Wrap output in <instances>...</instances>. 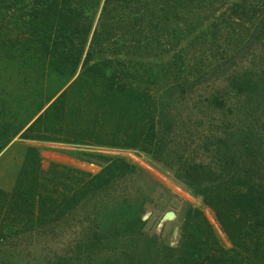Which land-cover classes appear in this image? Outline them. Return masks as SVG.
<instances>
[{
  "label": "rangeland",
  "instance_id": "obj_1",
  "mask_svg": "<svg viewBox=\"0 0 264 264\" xmlns=\"http://www.w3.org/2000/svg\"><path fill=\"white\" fill-rule=\"evenodd\" d=\"M49 1L55 3L56 9L53 8L45 18L47 25L57 22L65 26H75L78 23L80 24L79 30L83 29V33L84 29H90L87 36L83 35L81 38L84 42L81 45L82 56L77 68L63 65L55 55H45L53 63L51 68L57 64L65 67L68 73L71 72L75 76L78 74L76 83L59 102V106L62 105V101L64 107L67 106L64 108L65 122L69 121L68 115L73 117L72 110L76 112L87 109L86 101H90L93 97L96 100L94 104L98 103L99 106L109 104L111 98L112 102L114 101L122 109L125 98L123 97L125 94L123 85H130L134 90L148 86L151 93L159 97L166 85L188 84L179 104L169 114L178 121L180 126V130H177L178 133L175 135H186L184 125L194 130L191 131V138L195 140H191L190 147L196 149L200 147L199 153L193 155L196 162L208 163L213 160L212 155L215 148L206 140L209 137L214 143V137L222 138V144H220L222 147H218L222 153H227L223 148L226 146V141H224L226 132L232 133L231 130L235 132L236 128L226 129L228 126H224L222 119L227 118L231 125L239 126L238 119L244 118L245 114L236 112L235 105L237 104L233 105V102L229 101L231 98L225 99L227 93L224 90V83L226 82L223 79L221 67L227 63L230 57H234L236 52L239 55L235 57L237 60L234 58L236 63L239 62L244 66L245 62L250 61V54L240 51V47L254 30V27L251 26L258 24L259 19H262L260 15L254 17L252 23L248 22L252 17L250 19L243 18V20L234 17L229 21L225 17L226 24L230 27L224 24L222 32H219L218 38L216 37L214 41V36H211L210 24L216 22V19L228 10L230 3L242 0H229V2L228 0L226 2L223 0H203V2L201 0H110L106 4L105 0H101L100 4L97 0H78L71 4L73 13L66 14L60 12V10H67L65 0H0V80L3 89L11 85L9 90L16 91L15 95L19 92L20 96V90L24 91V88L17 84L16 79L26 74L23 67L29 65V103L35 102L45 92V84L36 79L41 68L38 59L44 56V46L38 43L41 37L33 35L40 28L36 23L43 20L34 21V25H31L32 15L44 10ZM196 1H199L200 6L195 4ZM256 1L264 8V0ZM208 4H210V8H208ZM204 5L206 10L201 8ZM41 18L44 17L40 16ZM243 23L245 28L239 26ZM248 28H250V32L245 31ZM173 32L178 34L173 36ZM179 33L183 36L177 42ZM73 41V43L79 44L81 40L74 38ZM251 44L255 48L258 42L253 41ZM210 47L211 50L213 49L212 53L206 55L205 62L203 61L201 66L196 68L195 63L201 54L200 51L208 52ZM225 49L230 51L229 56L224 54ZM176 52L185 57L183 60L185 63L193 65V70L189 72L188 77L183 72L178 74L173 66L171 59ZM261 52L259 57L264 62V49ZM250 53L252 52L250 51ZM85 60L87 65L83 67L82 64ZM228 68L231 69L230 65ZM177 77L179 78L177 79ZM9 78L15 79L16 83L10 81L5 84ZM151 78H157L156 84H149ZM53 82L55 81L52 80L50 84ZM190 83L192 84L190 85ZM52 91L51 89L50 92ZM217 92H219L218 97L224 101L223 109L220 108L221 111L217 110L212 102ZM21 98L19 97V99ZM12 107L14 108V106ZM56 107L55 104L54 108ZM2 108H4L3 105ZM51 109L45 115L48 116L45 124L41 126L42 120H39L29 131L31 138L33 137L35 141L54 142L52 141L54 137L63 139L65 143L70 144L72 142L91 143L96 140L88 132L70 129L69 123L65 129L55 130L51 123L54 118V112ZM98 109L104 112L102 117L101 114L100 117L97 116L99 126L106 127L107 133L113 129L114 123L111 121L117 120L119 127L120 124L122 127L123 124H127L126 122H130V119L123 122L125 119L123 110L110 113L105 107ZM17 113L22 115L21 111ZM95 113L97 114V111ZM126 114L128 116L131 113ZM257 118L260 119L261 115L258 114ZM62 126H65L64 123ZM141 128L147 132L148 123L143 122ZM116 133L122 134L120 131ZM117 137H112V140ZM109 139L111 140V136L106 141L108 142ZM39 143L34 144L38 150H42L40 149L42 144ZM49 147L51 146L45 149ZM263 156L264 152L261 155H254L250 158L251 160L245 158L246 167L244 166L247 173L249 174L250 171L249 175L259 181V185L262 187H264ZM34 160L29 159V165L26 167V162L23 165L18 158L13 159L0 170V264H16L17 252L21 253V256L27 261H29V256L38 253L42 262V257L63 253L67 245L74 239L79 240L87 229L85 222L87 213L81 209L84 202L80 201L74 209L68 212L71 219L64 216L54 225V233L50 234L49 231H45L36 238H29V204H21V200L29 199L30 183L35 181V183L41 184L42 187L37 184V192L44 197L52 193L55 200L61 199V189L77 193L73 186L63 183L64 177L61 176L59 179L55 175L54 169L57 167H50L47 170L50 165L43 161L42 165H45V168L42 170L41 166L37 167V162ZM147 161L151 168L149 173L154 181L146 178V175L136 174V177L130 181L125 179L113 183V191L110 192L111 198L129 193L130 197L144 199L141 218L143 225L140 227L141 238L157 239L160 247L162 246L161 253L165 254L161 255L163 262L161 264H165L167 260L171 261L177 256V254H171L168 257L164 250L165 248L176 250L182 241L187 209L201 214L211 226L221 247L230 250L232 245L218 223L214 209L204 200L203 196L195 195L175 181L171 173L165 172L152 158ZM249 163L253 165H249ZM241 172H243L242 169ZM64 174H67L68 180L69 173L64 172ZM83 191L86 190L83 188ZM91 193L86 195V192H83L80 196L91 197ZM38 210L39 204L36 205L35 212L38 213ZM88 216L90 218L92 214H88ZM197 230H201L200 227ZM69 235L72 236V239L69 238ZM102 252L105 256L107 254L108 256L116 255L112 254V251ZM7 255L10 256L7 257ZM34 258L31 257L30 260Z\"/></svg>",
  "mask_w": 264,
  "mask_h": 264
},
{
  "label": "trees",
  "instance_id": "obj_2",
  "mask_svg": "<svg viewBox=\"0 0 264 264\" xmlns=\"http://www.w3.org/2000/svg\"><path fill=\"white\" fill-rule=\"evenodd\" d=\"M65 1L67 10H60V12L73 13L71 4L78 0ZM97 1L100 4L101 0ZM201 1L203 2V0ZM223 1L226 2V0ZM109 2L110 0H105V4ZM198 2L196 1L195 4L200 6ZM53 8L56 9L55 3L49 1L44 10L32 15L31 25H34V21L43 20L36 23L40 28L33 35L41 37L38 43L44 46V56L55 55L63 65L75 69L82 56L81 45L84 40L81 38L83 35L87 36L90 29H84L83 33V29L79 30L80 24L78 23L75 26H65L57 22L47 25L45 18ZM201 8L206 10L205 5ZM208 8H210V4H208ZM259 15L262 19H259L258 24L251 26L254 27V30L240 47V51L250 54V61L245 62L244 66L239 62L236 63L234 58L239 56L236 52V55L230 57L227 63L221 67V73L226 82L224 83V90L227 93L225 99L231 98L228 100L233 102V105L237 104L235 105L236 112L245 114L244 118L238 119L239 126L231 125L227 118L222 119L224 126H228L226 129L236 128V133L233 130H231L232 133L226 132L224 141L227 143L225 142L226 146L223 148L227 153H222L218 147H222L220 145L222 138L213 136L214 143L209 137L206 140L215 148L212 155L213 160L208 163L196 162L193 155L199 153L200 147L198 149L190 147L191 140H195L191 138V131L194 130L184 125L186 135H175L178 133L177 130H180V126L178 121L169 114L179 104L188 84L166 85L159 97L151 93L148 86L134 90L130 85H123L125 89L123 108L117 106L114 101L107 105L110 113L123 110L125 115L123 122L130 119L129 123L126 122L127 124L122 125L126 138L139 142L143 135H146L148 138L146 140H150L153 145V161L160 165L165 172L171 173L175 181L195 195L203 196L204 200L212 206L218 223L232 245L230 250L222 248L211 226L201 214L187 209L182 241L176 250L170 248L164 250L168 257L171 254H177V256L171 261L167 260L165 264H264V187L260 186L259 181L254 180L249 175L250 171L248 174L247 169L244 168V166L246 167L245 158L251 160L250 158L254 155H261L264 152V62L259 57L264 49V8L256 0L235 1L230 3L228 10L210 26L212 28L211 36H214L213 40L215 41L227 22L226 18L229 21L234 17L241 18V20L252 17L248 20L249 23H252L253 18ZM40 16L44 18L40 19ZM226 26L230 27L228 24ZM239 26L245 28L244 23ZM192 31L194 30L192 29ZM245 31L250 32L251 30L248 28ZM236 32L238 33L239 30ZM176 34L178 33L173 32V36ZM182 36L179 33L177 42ZM74 38L81 40L79 44L73 43ZM253 41L258 42L255 48L251 46ZM212 51L211 47L208 52L200 51L201 54L196 59L195 67L201 66L207 59L206 55L211 54ZM229 53L230 51L225 49L224 54L229 56ZM219 55L221 56L222 53L220 52ZM210 57L212 58V56ZM171 60L178 74L183 72L188 77L189 72H192L193 65L185 63L183 61L185 57L181 53L176 52ZM86 65L87 61L85 60L82 66ZM262 65L263 67H260ZM156 79H149V84H156ZM218 96L219 92L213 97L212 102L217 110L221 111L220 108L223 109L224 101ZM126 113L131 114L127 116ZM258 114L261 115L260 119L257 118ZM154 117H157L156 120ZM145 121L149 126L147 132L141 128ZM222 131L225 132L223 129ZM249 165L253 164L249 163ZM119 166L107 173V180L103 178L95 181L96 188L91 193V197H82L78 193H70L61 189V199L55 200L52 193L44 197L37 192V184L39 186L41 184L35 183V181L30 183L29 199L21 200V204H29V238H36L45 231H49L50 234L54 233V225L64 216L71 219L68 212L74 209L80 201L84 202L81 209L87 213L85 215L87 229L79 240L74 239L69 243L63 253L42 257L41 262V256L38 253L29 256V261H27L21 256V253L17 252L16 264L163 263L161 255L164 252L161 253L162 246L160 247L157 239L141 238L140 227L143 225L141 218L144 199H135L130 197L129 193L111 198L110 191H113V186L109 184V179L112 176H116L118 173L121 176L126 174L129 181L134 179L136 174L145 176L141 173L142 171H136L133 167ZM59 175L67 178L65 174ZM61 176L57 175L59 179ZM127 189L129 190L130 187L128 186ZM27 201L29 202L27 203ZM37 204H39L38 213L35 212ZM88 214H92V216L89 218ZM198 227L202 231L197 230ZM69 238L72 239V236L69 235ZM102 251H112V254L116 255L108 256L107 254L105 256ZM9 256L7 255V257ZM31 257L34 259L30 260Z\"/></svg>",
  "mask_w": 264,
  "mask_h": 264
},
{
  "label": "crops",
  "instance_id": "obj_3",
  "mask_svg": "<svg viewBox=\"0 0 264 264\" xmlns=\"http://www.w3.org/2000/svg\"><path fill=\"white\" fill-rule=\"evenodd\" d=\"M50 60L46 56H41L38 59L41 68L38 71L39 76L35 78L45 84V92L35 102L31 101L29 103V65L23 67L26 74L16 79L18 81L17 84L22 85L24 88V91L20 90V96L18 91V94L16 93L15 95L16 91L9 90L11 85L3 89L2 81L0 80V170L9 161L17 158L23 165L26 162V167L29 165V159H35L37 167L41 166L42 170L45 168L42 163L46 161L50 165L47 170L50 167H57L54 169L56 176H61L59 174H64V172L69 173L68 180L65 178L63 183L73 186L79 194L86 192V195L95 190V181L108 178L107 173L120 167L119 165L133 167L136 171H142L141 173L153 180L151 173H149L151 168L147 163V160L152 158L153 145L150 140H146L148 139L146 135H143L142 140L139 142L135 139L126 138L124 129H122L121 125L120 127L117 126V120L111 121L114 125H112L113 129L109 133L105 131L106 127L99 126L97 116L100 117L101 114L102 117L104 112L99 111L98 108L106 106L105 108L108 109L107 103L101 104V107L98 103L94 104L96 100L93 97L90 101H86L87 105L84 104L87 109L76 112L72 110L73 113L71 115L73 117L68 115L69 121H64V108L67 106L64 107L63 101L62 105L59 106V102L63 96H66L71 86L76 83L78 74L75 76L71 72L68 73L65 67L57 64L51 68L53 63ZM52 80L55 82L50 84ZM10 81L16 83L15 79L9 78L5 84L10 83ZM26 88L28 89L27 91L25 90ZM51 89L53 90L52 92H50ZM19 97L22 98L19 99ZM112 100L111 98L109 99L111 102ZM55 104L57 105L56 108H54ZM2 105L4 108H2ZM74 106L71 107L73 108ZM50 108L54 112V118L51 123L55 130L65 129L69 123L70 129L88 132L96 140L91 143L72 142L70 144L65 143L63 139L54 137L52 139L54 142L35 141L33 137L31 138L29 131L35 126V122L38 123L39 120H42L41 126L45 124L48 118L45 115L50 112ZM18 111H21L22 115H19ZM95 111H97V114ZM62 123L65 126H62ZM119 131L122 133L121 135L116 133ZM110 136L111 140L109 139L107 142L106 140ZM116 136L118 137L112 140V137ZM34 143L42 144L40 147L42 150H38ZM46 146L51 147L45 149L47 148ZM146 170L148 171L146 172ZM65 175L67 176V174ZM127 178L126 174L121 176L118 173V175L109 179V184L113 186V183ZM83 188L86 191H83Z\"/></svg>",
  "mask_w": 264,
  "mask_h": 264
}]
</instances>
